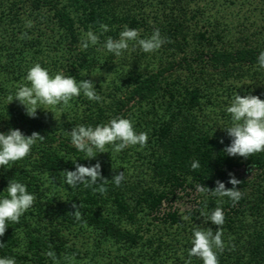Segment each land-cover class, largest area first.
I'll return each mask as SVG.
<instances>
[{
	"label": "trees",
	"instance_id": "trees-1",
	"mask_svg": "<svg viewBox=\"0 0 264 264\" xmlns=\"http://www.w3.org/2000/svg\"><path fill=\"white\" fill-rule=\"evenodd\" d=\"M27 20L33 27H25ZM125 25L140 38L159 29L171 42L154 53L138 45L132 50L130 43L116 57L103 45L108 37L118 39ZM90 30L99 42L84 49L81 38ZM25 32L30 39L20 38ZM261 52L264 0H0V133L19 129L45 137L23 160L0 168V199L12 179L35 196L19 223L8 222L0 258L53 264L46 253L54 251L60 264H68L65 256H75L74 264H186L195 226L217 230L201 213L220 207L219 264H264V152L244 159L223 151L231 143L224 130L234 96L264 100ZM37 63L51 77L92 81L103 99L90 101L81 92L70 107L41 106L30 118L7 97L30 86L26 75ZM115 118L132 121L137 134L146 132L147 146L115 153L108 145L107 153L89 160L72 145L74 127L95 128ZM193 161L200 163L196 170ZM75 162H99L109 181L120 172L125 178L119 187L105 185V194L71 188L60 173L74 171ZM229 173L243 191L235 206L227 197L197 191V185L214 190L217 180L230 189ZM180 191L196 194L194 206L160 213ZM73 204L80 206L79 221ZM191 264L203 261L192 257Z\"/></svg>",
	"mask_w": 264,
	"mask_h": 264
},
{
	"label": "clouds",
	"instance_id": "clouds-1",
	"mask_svg": "<svg viewBox=\"0 0 264 264\" xmlns=\"http://www.w3.org/2000/svg\"><path fill=\"white\" fill-rule=\"evenodd\" d=\"M25 27H33V22L27 20ZM100 29L102 33L109 31L108 26L103 23L100 24ZM20 38L30 39L27 32L23 33ZM98 42L99 36L91 30L81 38V45L84 49L90 45L94 46ZM166 42L170 43L171 41L162 37L159 29H155L149 37L140 38L139 30L125 25L123 31L119 33V38L108 37L103 47L107 52L120 57L129 49L130 43L133 44L132 50H135V46L138 45L144 53H154ZM258 65L259 68L264 69V52L258 56ZM26 81L30 86L20 85L15 97L9 95L7 99L10 103L14 100L19 101L30 118H36V112L41 109V106L47 108H55L60 105L70 107L69 102L74 97H79L81 92L90 101L100 102L103 99L98 95L92 81L81 80L78 83L75 78L60 73L51 77L39 63L28 70ZM226 111L231 115V125L224 131L231 138V143L224 148V153L229 157L248 159L254 154L264 152V100L250 93L244 96L236 94L231 106ZM68 134L71 137L72 145L78 151L83 152L89 160L95 159L97 153H107L109 149L106 146L108 145L112 146L113 152L119 153L129 146L139 145L140 149H143L147 146L148 141V134L146 132L137 134L132 121L125 118H115L108 124L98 125L95 128L78 125ZM44 139L45 137L38 132L25 136L19 129H9L6 134L0 133V168L23 160L30 154L32 147L37 142H43ZM220 143L223 144L224 141L220 140ZM74 165V171L65 170L60 173L61 182L71 188L83 185L86 188H92L93 191L105 194L107 192L105 185L111 182L119 187L125 178L123 172L114 175L111 181L103 178L99 162L89 167L76 162ZM199 167V161L192 162V170ZM229 177L228 183L232 185L230 189H227L223 182L217 180L214 190L197 185V191L215 197H227L235 206L242 199L243 191L237 190V186L241 182L234 174L229 173ZM5 192L7 193L6 197L0 199V237L5 235L8 222L19 223L21 216L33 206L35 201V196L27 191V186L15 179L8 182ZM72 207L76 209L72 216L78 221L81 220L80 206L77 207L73 204ZM201 215H207L208 220L217 226V230L214 233L211 228L195 226L193 229L194 239L188 252L189 260L186 264H191L192 257L200 258L203 264H219L214 249L219 252L224 251L222 226L225 223V216L223 210L220 207H215L210 214L201 213ZM183 219L188 220L190 216H184ZM4 246L0 242V248ZM49 248H52L51 244ZM46 255L53 261V264H60L54 251H48ZM64 260L68 264H74L75 256H65ZM0 264H16V260L11 257L0 258Z\"/></svg>",
	"mask_w": 264,
	"mask_h": 264
},
{
	"label": "rangeland",
	"instance_id": "rangeland-1",
	"mask_svg": "<svg viewBox=\"0 0 264 264\" xmlns=\"http://www.w3.org/2000/svg\"><path fill=\"white\" fill-rule=\"evenodd\" d=\"M196 194H192L190 191H180L177 193L176 199L171 203H164L160 208V213L166 212L169 209H176L179 212H185L191 209L195 204ZM77 245H80V241L77 240Z\"/></svg>",
	"mask_w": 264,
	"mask_h": 264
}]
</instances>
